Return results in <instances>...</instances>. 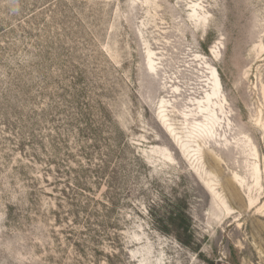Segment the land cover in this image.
Wrapping results in <instances>:
<instances>
[{"label":"rangeland","instance_id":"374dc122","mask_svg":"<svg viewBox=\"0 0 264 264\" xmlns=\"http://www.w3.org/2000/svg\"><path fill=\"white\" fill-rule=\"evenodd\" d=\"M263 126L264 0H0V264H264Z\"/></svg>","mask_w":264,"mask_h":264},{"label":"bare ground","instance_id":"6f19581e","mask_svg":"<svg viewBox=\"0 0 264 264\" xmlns=\"http://www.w3.org/2000/svg\"><path fill=\"white\" fill-rule=\"evenodd\" d=\"M195 16L199 14V10H194ZM151 57V55H150ZM152 60H150V67L154 70V66L152 65ZM214 73H212L213 75ZM214 87L212 88V93L215 95L213 98L209 100V105L207 106L205 111H202L201 117L203 124L199 125V137L200 139L207 140V141H214L216 133L219 132L221 129L227 128L232 130L230 126V118L228 113L226 112V107L223 104L218 103V91H219V79L218 77L213 78ZM264 127V126H263ZM264 128H262L263 130ZM261 130V132H262ZM258 180V178L256 179ZM211 188V187H210Z\"/></svg>","mask_w":264,"mask_h":264}]
</instances>
